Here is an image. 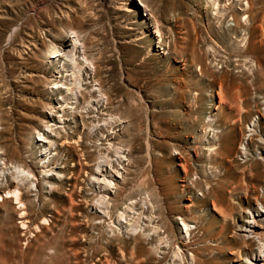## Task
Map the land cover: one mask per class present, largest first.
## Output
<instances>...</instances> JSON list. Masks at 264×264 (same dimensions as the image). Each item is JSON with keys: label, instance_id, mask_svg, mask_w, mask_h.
I'll use <instances>...</instances> for the list:
<instances>
[{"label": "rangeland", "instance_id": "374dc122", "mask_svg": "<svg viewBox=\"0 0 264 264\" xmlns=\"http://www.w3.org/2000/svg\"><path fill=\"white\" fill-rule=\"evenodd\" d=\"M133 1L0 0L5 160L24 157L38 177L36 190L0 178V264H230L259 246L232 232L240 207L264 206V119L245 128L264 103V0ZM72 27L111 103L84 108L96 85L68 53L82 107L57 105L69 125L41 155L43 115L63 95L51 86L68 72L47 59ZM37 62L46 76H29ZM114 172L123 183L107 205L97 186Z\"/></svg>", "mask_w": 264, "mask_h": 264}, {"label": "bare ground", "instance_id": "6f19581e", "mask_svg": "<svg viewBox=\"0 0 264 264\" xmlns=\"http://www.w3.org/2000/svg\"><path fill=\"white\" fill-rule=\"evenodd\" d=\"M133 2H134L133 0H122L121 6L125 10H128V9H130L132 7ZM143 20H144V22H146L147 18H145ZM72 28L69 29L68 32L66 31L65 39L62 40L61 42H58V47H57L58 50H56V53L49 55L48 59L47 58L46 59L50 63L56 62V61L60 62L61 63L60 65H61L62 68L63 67H67L68 68V70L65 69V72L66 71L69 72V71L73 70L75 68L74 66L76 64L75 61L73 63V61H70L68 59V53H70V54L73 53L74 57L80 59L81 63H80L79 70L81 69V71L86 76L89 75V78H91L95 82V85H96V87H94V85L91 86L90 89L89 88L87 89V87L85 88L88 94H89V92H91V90H93V92H95L94 93L95 95H93V98L90 95V98L88 99L87 105H86L87 108L84 107V106L83 107L86 110L88 109L91 112H93V111H95L97 109L98 110L99 109L102 110L106 105H109L111 103V99H110L109 95L105 92V90H103V88H102V80L99 77V73H100L99 72V66L95 65L94 62L89 60V58L87 57L88 54H87V48H86L87 45H86V43H88L89 41L86 42V43L80 42V39L78 37L76 28L75 29L74 28L72 29ZM144 29L146 31H148L146 26L144 27ZM36 42L41 43L42 41H41V39H36ZM51 52H53V51H51ZM46 55H48V54H46ZM26 69L29 72L28 73L29 76L30 75L32 76V75H35V74H42L44 76L47 75L46 69L44 68V64L41 63V62H37V63H35L33 65H30V66L28 65V68H26ZM68 72L65 73V77H64L65 81L67 82V85H64L63 82L60 83L58 81H54V85L51 86V88L53 90H56V91H59V92H63V95H62V97H60L61 100L58 99L57 101L55 99H53V98H50V102H48V105L51 107L53 101L56 102V105H54V106L52 105V107L49 108V112H47V113L44 112L45 115H43V116L46 119L47 125L44 126L42 133H39L40 137L37 139L38 145L40 147H42L41 148V152H40L41 155H45L46 154L48 156L50 150L53 147V144L55 143L54 140L59 136L56 130L59 127L68 126L69 125V119L67 117H62L63 115L59 116L57 114L59 112L60 107H61L60 105L59 106H57V105L60 102L65 104L62 107V109H61V113H63L64 109H66V108H67L68 111H72L73 112V110L78 111L76 109H79V108L82 107L80 105V104L83 103V101L81 100V98L83 99L82 95L78 91H77V93H73L75 91L73 90L72 86L68 87V83L71 84L72 79L74 80V78H72V77H73V73L75 74V72L74 71L73 72L71 71L69 73ZM77 72H79V71H77ZM79 83H81V82L79 81ZM69 95H71V96H69ZM3 116H1V114H0V178H1V180H4V178H6L13 171V172H15V174L19 175V178L21 177L20 181L25 183L27 185L26 187L28 189L36 190V189L33 188V184H34V186L36 185V182L38 181V177L33 173V171L31 170L30 166H28V160L27 159H25L24 157H19L18 158L19 162H20L19 165H11L9 163L10 161L7 162L5 160V158L8 156V149L2 142V140L4 139V133L3 132L5 131L4 127L2 125L4 123V121L2 120ZM95 125L97 126L96 123H95ZM5 127H7V126H5ZM62 144H63V142L60 145H62ZM242 153L243 154L246 153V148L243 147ZM120 157H121V162H123L126 159L125 156H123V155L122 156L120 155ZM97 163L98 164L96 165V168L93 170V174H94L93 179H95V181H97V183H98L99 179L104 174V171H106V169L104 168L103 163H101L100 161L97 162ZM52 171H53L52 169L51 170L48 169L47 165H45L43 163L42 167H41V171H40L41 173L40 174L43 175L45 178L50 177L51 174H53V175L57 174V173L52 172ZM17 175H15V176H17ZM10 176L11 175H9V177ZM13 178H15V177H13ZM13 178H11V179L13 180ZM111 178H112V180H115L116 183H113V181L109 180V181L103 182L102 184H100V186H97L98 187L97 190L99 192H101L103 194V196L107 199L106 200L107 205H108V203L110 201V200L108 201V199L115 198L113 189L115 187H117L118 185H122V183H123V180L121 179V176L119 175V172H116V173L114 172V175L113 176L111 175ZM242 187H243V185H242ZM5 197L7 198L8 196H5ZM9 197H11V195ZM16 199L18 201L20 199V192L19 191H18V195H16ZM222 200L225 203L226 209H228V211H229L231 209V205L229 203L230 201L227 202L228 199L227 200L226 199H222ZM247 203H248L247 207H245V208H241L240 207L239 212H238L239 215H240V222L237 224V226H235V229H234V231L232 233H233V235L234 234L238 235L242 239V241H243V246L242 247L244 249L246 247H248V242L247 241L250 240V239L257 240L260 244L257 247L256 251H251L250 252L248 250V252H245V254H246L245 258L242 257L239 252L238 253L236 252V254L232 253L234 255V258L229 262L230 264H264V206H263L262 202L258 201L256 198H254V201H248ZM99 206H100V204H99ZM212 206L215 209L217 205H216L215 202H212ZM220 208H221V206H220ZM216 211H218V210H216ZM219 213H221V212H219ZM232 213H233V211H232ZM24 214H25V212L23 211L22 215H20L19 217L21 219L24 218ZM103 214H104V211H103ZM225 216H227V215H224V217ZM228 216H229V213H228ZM224 220L226 221V219H224ZM181 224L187 230L190 228L189 224H187L185 222H181ZM191 260H192V258H191Z\"/></svg>", "mask_w": 264, "mask_h": 264}, {"label": "built area", "instance_id": "2783aa9c", "mask_svg": "<svg viewBox=\"0 0 264 264\" xmlns=\"http://www.w3.org/2000/svg\"><path fill=\"white\" fill-rule=\"evenodd\" d=\"M261 119H264V103L261 104V106L257 109L255 115L251 117V119L246 123L245 128L247 132L255 129Z\"/></svg>", "mask_w": 264, "mask_h": 264}]
</instances>
